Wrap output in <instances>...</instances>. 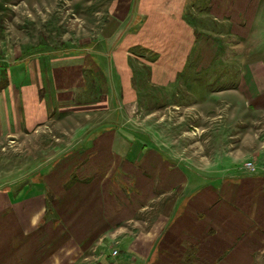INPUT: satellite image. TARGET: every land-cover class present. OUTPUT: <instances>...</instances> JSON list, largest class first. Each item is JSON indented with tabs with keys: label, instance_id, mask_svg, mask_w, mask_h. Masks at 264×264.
I'll return each instance as SVG.
<instances>
[{
	"label": "crops",
	"instance_id": "1",
	"mask_svg": "<svg viewBox=\"0 0 264 264\" xmlns=\"http://www.w3.org/2000/svg\"><path fill=\"white\" fill-rule=\"evenodd\" d=\"M126 4L128 21L134 11L131 2ZM137 14L145 21L132 30L131 25L126 26L129 30L122 38L128 44L124 46L141 45L152 50L157 46L160 55L170 58L158 63L160 74L152 72L150 76L159 84V92L178 79L189 49L201 47L205 37L200 32H207L222 42L218 48L226 47L225 36L237 40L236 44L227 45L233 46L234 55H219L207 62L222 64V75H215L213 68L208 67V79L230 78L238 83L227 89H207L206 97L231 90L244 117L247 112H264V0H152ZM166 25L169 29L175 26L178 33L176 42L163 50L169 37ZM122 32L101 40H111L108 46L112 48ZM177 46L185 51L180 60L174 52ZM99 52L91 54L95 61L102 56ZM34 55L19 60L24 66L18 78L15 74L12 77L13 104L7 102L6 95L12 88L7 86L0 91V136L5 130L11 131V119L17 131L41 127L50 118L48 111L54 110L53 105L57 107L58 101L65 99L71 101L85 89V78L81 79L80 74L72 85L67 81L66 70L54 64L49 69L38 64L28 67L27 61L35 59ZM162 66H166L164 71ZM33 74L40 75L42 82L31 80ZM193 74L197 75L192 71ZM92 79L96 80L94 75ZM245 123L237 138L224 128L213 136L210 144L221 143L222 147L217 145L207 153L193 147L181 157L185 161H178L176 166L182 177L171 187H132L130 199L137 206L128 202L119 205L114 196L111 209H131L123 218L105 219L103 203L96 193L101 188L72 187L75 182L70 183V172L63 179V187L40 188L36 182L0 189V264H264V137L261 133L248 136ZM207 126H200V130ZM94 133L77 141L79 149L85 141L94 146L101 141L97 140L101 135ZM235 144L238 147L232 146ZM68 154L58 155L55 162ZM164 154L167 151L160 152V161L167 160ZM202 158L206 159L205 164H194V160ZM247 159L254 163L252 169L244 167ZM164 168L171 171L167 165ZM107 189L116 191L115 187ZM139 210L145 212L140 221L135 220ZM122 220L127 222L125 232ZM106 238L120 239L119 248L115 246L117 256L103 247Z\"/></svg>",
	"mask_w": 264,
	"mask_h": 264
},
{
	"label": "rangeland",
	"instance_id": "2",
	"mask_svg": "<svg viewBox=\"0 0 264 264\" xmlns=\"http://www.w3.org/2000/svg\"><path fill=\"white\" fill-rule=\"evenodd\" d=\"M151 1L0 0V91L7 86L12 88L6 94L9 104H13L15 96L12 77L15 74L18 78L24 66L19 60L29 54H35L36 58H29L28 67L35 68L38 64L49 69L54 64L66 70L70 83L80 74L86 84L71 101L65 99L58 101L57 107L53 105L54 110L48 111L50 118L39 128L17 131L11 119V131L5 130L0 136V189L36 182L40 188L63 187V179L70 172V183L75 182L72 187H100L96 193L103 203L104 218L119 219L129 215L131 209L125 206L119 212L111 209L114 196L119 205L128 202L137 206L130 199L132 187H171L182 177L176 166L178 161H185L181 157L193 147L200 153H207L217 145L222 147L221 143L210 144V140L223 128L237 138L246 122L248 136L261 133L264 137V112H247L244 117L238 111L237 98L230 95L234 91H220L213 98L206 97L207 89H227L238 83L230 78L210 80L206 74L208 67L213 68L215 75L222 72V64L207 62L219 55H234L235 38L228 40L225 36L226 47L218 48L217 44L222 42L200 32L205 37L202 46L189 49L186 66L178 72V79L159 92V84L150 76L152 72L160 74L158 63L170 58L160 55L157 46L153 50L141 45L125 47L128 43L122 38L129 30L126 26L131 25L132 30L145 21L137 13ZM128 2L134 12L127 21L124 9ZM123 27H126L124 32ZM164 28L169 37L163 50L176 42L178 33L175 26ZM120 32L122 36L112 48L108 46L111 40H101ZM229 43L232 45L227 47ZM95 50L102 54L96 61L91 57ZM175 51L179 60L184 57L185 51L180 46ZM192 71L197 75L191 76ZM35 75H31V80L42 82L40 75ZM93 75L96 80L92 79ZM200 126L207 128L201 131ZM92 131L101 135L97 138L101 140L97 141V149L89 141L79 149L77 141H84ZM195 141L198 143L192 144ZM161 151H167L169 155L164 154L167 160L160 161ZM63 153L69 154L56 163L55 157ZM193 162L200 165L207 161L202 158ZM165 165L171 171H166ZM107 187H115L116 191L111 192ZM143 217L145 212L139 210L135 220ZM126 225V220H122L124 232ZM115 246L119 248L120 239H104V248L113 251Z\"/></svg>",
	"mask_w": 264,
	"mask_h": 264
},
{
	"label": "built area",
	"instance_id": "3",
	"mask_svg": "<svg viewBox=\"0 0 264 264\" xmlns=\"http://www.w3.org/2000/svg\"><path fill=\"white\" fill-rule=\"evenodd\" d=\"M243 165H244V167H246V168H248V169H252L253 167H254V163L252 162V161H245L244 163H243ZM112 254L113 255H116L117 254V250L116 249H114L113 251H112Z\"/></svg>",
	"mask_w": 264,
	"mask_h": 264
},
{
	"label": "trees",
	"instance_id": "4",
	"mask_svg": "<svg viewBox=\"0 0 264 264\" xmlns=\"http://www.w3.org/2000/svg\"><path fill=\"white\" fill-rule=\"evenodd\" d=\"M145 51L149 52V50L145 49Z\"/></svg>",
	"mask_w": 264,
	"mask_h": 264
}]
</instances>
